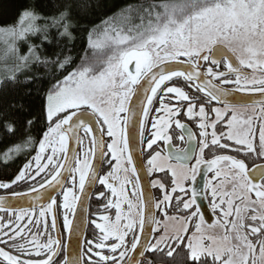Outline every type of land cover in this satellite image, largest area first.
Segmentation results:
<instances>
[{
	"label": "snow or ice",
	"instance_id": "snow-or-ice-1",
	"mask_svg": "<svg viewBox=\"0 0 264 264\" xmlns=\"http://www.w3.org/2000/svg\"><path fill=\"white\" fill-rule=\"evenodd\" d=\"M75 7L87 10L89 5H61L59 14L51 17L53 26L63 27L61 36L71 37L65 21ZM48 19L35 7L25 5L18 27L0 29L6 37L5 58L15 55L17 69L37 61L49 69L55 81L36 114L28 112L24 118L26 129H37L41 134L35 155L14 176L0 180V189L26 184L29 192L36 193L31 209L21 208L15 213L0 197V211L9 217H0V264H143L134 253L139 257L165 254L171 258L170 264H177V256L182 257L179 264H264V166L250 167L247 162L252 155L264 157V100L259 102V116L255 109L252 114L229 113L227 106H213L214 101L222 102L229 94L222 87L225 85H233V91L264 95V0H139L125 4L101 21L103 27L88 33L87 49L95 59L90 60L86 51L79 64L71 56L61 59V54L54 61L42 58L38 49L43 44L27 41L28 35L46 30L47 23L42 26L38 21ZM17 41L28 43L27 52L21 54ZM228 53L254 74H242ZM221 65L227 71L221 70ZM11 79L19 83L15 75ZM179 80L183 83L174 82ZM141 91L142 97L137 96ZM134 96L137 100L132 107ZM23 108V104L13 103L0 109V129L16 135L20 120L15 110ZM181 115L196 123L198 139L181 122ZM254 120L261 121L258 129ZM221 123L224 127L218 134ZM173 124L181 130L177 138L184 141L187 137L190 146L196 141L198 152L169 150L162 155L163 150H157L158 141L171 144ZM137 132L140 150L147 154V174L167 170L172 176L170 191L159 179L151 182L163 192L155 207L169 205L177 191L188 196H176L175 200L177 209L186 214L182 231L186 234L187 224L195 222L192 236L178 232L142 243L145 225L159 222L151 213L145 214L150 205L141 192L132 155ZM31 144L29 135L21 144L6 149L5 159ZM206 149L211 158L206 156ZM217 149H229L234 154H217ZM192 159L195 163L188 167L187 161ZM105 163L110 170L102 173ZM201 166L205 171L202 191L205 198L211 196V211L218 215L207 227L197 202V186L187 189L184 185L188 179L195 182ZM207 173H213L212 177ZM86 183H98L107 190L97 193V199L106 200L102 205L105 212L115 209V219L100 213V222H92L98 233L86 241L87 251L69 258L67 247L48 233L47 217H52L51 231L56 232L57 209L62 210L64 229L71 233L73 220L69 215H75ZM47 188H59L62 201L58 203L49 195L46 206L38 204L45 199L40 190ZM25 194L13 191L14 197ZM122 204H127L126 212ZM215 228L221 230L219 234L207 230ZM156 231L153 227L152 232ZM45 235L47 239L42 240Z\"/></svg>",
	"mask_w": 264,
	"mask_h": 264
},
{
	"label": "trees",
	"instance_id": "trees-1",
	"mask_svg": "<svg viewBox=\"0 0 264 264\" xmlns=\"http://www.w3.org/2000/svg\"><path fill=\"white\" fill-rule=\"evenodd\" d=\"M133 2H139V0H0V27L15 24L20 17L23 7L25 5L33 6L49 18L46 22L38 21V23L42 26L47 23L48 26L45 31L37 35H28L27 41L35 44H43V47L38 49L42 58L46 56L50 61H54L57 58V54H61V59L64 56H71L79 64L85 57L86 51L90 60L95 59L92 56L91 50L87 49L88 33L95 30L97 26L103 27L101 24L102 20L111 17L125 4ZM82 3H87L89 5L88 9L84 10L80 7L73 8L70 19L65 21L69 25L71 37L61 36L60 33L63 31V27L61 25L53 26L51 17L59 14L61 5H80ZM44 35L48 36L47 40L44 39ZM20 46L25 51L28 43L23 41L20 43ZM15 77L19 80L18 84L11 77L5 78L0 82V109L10 108L13 103L17 105L23 104L24 106L23 111L15 110V114L20 120V123L17 125L18 132L16 135L8 134L3 129H0V180L7 179L18 173L21 164L31 154H34L41 134L37 132V129H26L24 118L28 112H32L34 115L36 114L44 99L45 92L55 82L51 78L49 69L37 61L30 62ZM174 82L183 83L182 80ZM217 127V131L219 132L224 125L221 123ZM29 135L32 136V144L27 148H23L19 153L11 152L9 158L5 159V150L13 145L21 144L27 140ZM222 142L231 143L229 141ZM227 151L228 149H217V154H223ZM205 153L206 156L211 157L207 149ZM152 177H158L169 189L172 187V176L168 171L155 172ZM23 185L26 187L29 186L26 184ZM176 196H178V193H174V198L168 206L166 213L169 215L186 216L182 209H177ZM183 198L185 199L186 197ZM92 202L93 197L90 200V207H92ZM90 231H92L91 221L86 231V235H89L87 240L93 237ZM184 243L186 244V239ZM149 258H153V264H170L171 261V258L165 254L146 253L143 264H149ZM181 259L182 257L180 256L176 257L177 264H179Z\"/></svg>",
	"mask_w": 264,
	"mask_h": 264
},
{
	"label": "water",
	"instance_id": "water-1",
	"mask_svg": "<svg viewBox=\"0 0 264 264\" xmlns=\"http://www.w3.org/2000/svg\"><path fill=\"white\" fill-rule=\"evenodd\" d=\"M228 55L231 58L233 64L237 68H239V64L235 56L232 53H228ZM178 67L183 68L185 66L179 65ZM240 72L242 74L247 73L246 71H240ZM222 87L228 90L229 94L227 96L222 97V102L218 103L214 101L219 106L234 107V106L260 105L259 102L264 100V95H262L259 92H247V91L237 92V91H233L232 90L233 88L226 87V86H222ZM142 95H143L142 91L137 93V96L142 97ZM137 96L133 97V103L130 106L135 107ZM186 127L191 130L189 126L186 125ZM137 129H138V125H137ZM70 143L72 147H75L74 141ZM140 149H141V145L139 143V136L137 132V136L135 140V150L132 152L133 161L140 174L141 192L143 193L145 200L150 205L149 207H146L145 214L147 216L149 213H151V215L156 220V217H157V209L155 207L156 199H155L154 191L151 185L150 177L147 174V167L144 161L143 152ZM184 149H188L190 154L193 152V149L196 151V141H192L191 146H190L189 142L187 141V137H186V145ZM169 150L176 151L172 147L171 144L166 146L167 154ZM192 160L187 161V164H190ZM172 161L176 162L175 160H172ZM95 163L96 162L94 161V164ZM256 166H264V164L256 165ZM208 174L209 173H207V175ZM204 183H205V171H204V166H201L200 171L196 175L195 182L192 181L191 188L194 185L197 186V191L200 192V195L197 198V202L199 206L201 207L202 212L207 216L209 215L208 203L206 201L204 191H202ZM96 184L89 185L88 183H86V193L80 194L81 201L77 203V209H76L75 215L74 216L71 215L70 219L73 220V231L71 233L67 231L66 237H65V243H64V245L67 247V255L69 256V258H71L72 256L80 255L84 249L86 231H87L88 221H89L88 208H89L90 199H91V196L95 189ZM40 191L45 193V199H42L41 201H39L38 204L46 205L48 202H50V200L48 199L49 195L54 196L55 198L58 195H60L59 188H56L55 190L52 188H47V189H41ZM22 192L26 194L22 196L14 197L13 193H0V197H3L5 199L6 207H8L13 212L21 208L31 209L34 203V197L36 193L29 192V189L24 190ZM155 226H156V223L145 225V231L142 234V243H144L145 241H151V242L153 241L155 232H152V228ZM56 237L61 240L59 236L58 226H57V231H56ZM132 255H136L137 259H142V261L145 257V256L139 257L135 253Z\"/></svg>",
	"mask_w": 264,
	"mask_h": 264
},
{
	"label": "rangeland",
	"instance_id": "rangeland-1",
	"mask_svg": "<svg viewBox=\"0 0 264 264\" xmlns=\"http://www.w3.org/2000/svg\"><path fill=\"white\" fill-rule=\"evenodd\" d=\"M18 21H19V19H18ZM18 21L15 24L11 25V26L0 27V29H12L14 27H18L19 26L18 25ZM5 39H6V37H4V35L2 33H0V82L3 79H5V78H10L13 75H16L17 73L20 72V70H23L25 68L23 66L20 67L19 69L16 68V65L19 63V61L16 59L15 55L10 54L7 58H5V48H6ZM22 42L23 41H17L16 42L17 43V46L20 48L21 54L27 52V49H28V47H27V49L25 51H23L21 49L20 43H22ZM235 58H236V56H235ZM250 70H251V76H252L254 73H253V70L252 69H250ZM255 74L256 75H259V72H256ZM172 103L175 104L176 102L175 101H172ZM251 106H234V107H228V110H229V113H231L232 110H235V111H238V112H245L246 114H252L253 113V109H255V108L254 107H251ZM215 107H219L221 109H224L225 108V107H220V106H215ZM155 115H157V114H155ZM256 115H257V113H256ZM256 123H257V120H254V127H256ZM225 131H227V129ZM209 132H211V129H209ZM218 134H219V132H218ZM87 144H88V141L86 139L85 140V147H87ZM198 151H199V149H198ZM34 155H35V152H34ZM107 159L110 160V154H109V157ZM111 163L114 164L115 162L114 161H111ZM168 163H171L173 165L176 164V162H173L171 160H169ZM194 163H195V161H194ZM105 166L107 167L106 168L107 169L106 172L109 171L110 170L109 165L107 163H105ZM188 167H191V165H189ZM170 175H171V173H170ZM212 175H213V173H211L208 176V178H211ZM132 179H133V181H135V177H132ZM190 181H191V179H188V180L184 181V185H185L186 188L189 187L188 184H189ZM213 183H216V181H213ZM151 185H152V183H151ZM68 186H71V185H68ZM128 191H129V193H131V191H132L131 186L128 187ZM77 192H78V190H77ZM180 195L184 196V194L181 193V192H180ZM185 197H186L185 199H188V196H185ZM62 199L63 198H62V195H61L60 196V199H59V202H61ZM162 199H163V192L160 190V196L158 198H156V202L159 201V200H162ZM207 199H208V203H209V201L211 199V196L208 195ZM133 200H134V202H138L136 200V198H133ZM105 203H106V200L104 201V203H102V205L105 204ZM102 205L100 206V208H98V207L95 208V213H94L95 215H94V218L92 219L91 223L94 220L96 222H100L98 220V215L100 213H102V212H103V214L110 215L113 220L115 219V209L113 208V209L105 212L103 210V208H102ZM209 205H210V203H209ZM168 206L169 205H162L160 209H157L156 208L157 209L156 221H158L159 223H156V226H155V228H157V231L155 232L154 239L155 238H158V237H160L161 235H164V234H167L169 236H172V235H175L178 232H179L180 235L185 236V233L182 231V229L184 227V222L183 221H184L185 216H181V215L178 216V215H175V214H172V215L167 214L166 213V210H167ZM122 210L125 211V212L127 211V204H122ZM165 213L167 214V216H165ZM212 214L215 217V220L212 221V222H210V223H207L205 221V227H207V225L213 224L218 219V215L216 213H213L212 212ZM37 215H38V212H37ZM172 217H175V219H172ZM8 218L9 217L7 216L5 219H8ZM13 219H14V216H13ZM49 219H50V216L47 217V223L48 224H49V221H50ZM189 224H191L192 227H191V225L189 227ZM92 225L94 227V224L93 223H92ZM187 228H188V232L186 233V237L192 236L193 233L195 232V222L188 223L187 224ZM40 229L41 230L44 229V224L43 223L40 224ZM94 229H95V227H94ZM32 230L33 231H36L35 228H33ZM95 230H96V233H98V230L97 229H95ZM207 230L213 231L216 234H219L220 231H221L219 228L207 229ZM44 237L45 236L41 237V239L42 240H46V239H44ZM89 239H94V236L92 238H89ZM154 239H153V242H154ZM186 243H187V239H186Z\"/></svg>",
	"mask_w": 264,
	"mask_h": 264
},
{
	"label": "flooded vegetation",
	"instance_id": "flooded-vegetation-1",
	"mask_svg": "<svg viewBox=\"0 0 264 264\" xmlns=\"http://www.w3.org/2000/svg\"><path fill=\"white\" fill-rule=\"evenodd\" d=\"M237 60V59H236ZM238 61V60H237ZM239 64V62H238ZM239 71H246L247 73H243V74H247L249 77L251 76V70L248 69V68H243L239 65ZM221 70H224V71H227L226 69L223 68V65H221ZM233 79H235V76H232ZM226 87H230V88H234L233 85H225ZM215 103V102H214ZM157 106H158V102H157ZM213 106H219L217 105L216 103L213 105ZM220 107H226V106H220ZM251 107H254L255 108V112L257 113V116L260 115V109H261V104L260 105H252ZM156 113L153 112L152 115H155ZM179 119L181 120L182 123H184L185 125L189 126L193 132V134L197 137V139L199 138V129L197 128V125L196 123L193 122V120H189L187 117L181 115L179 117ZM196 120H198V117L195 118ZM261 123V121L257 120V123H256V128L258 129V126L259 124ZM149 127H150V122H149ZM170 134L173 136V140L171 142V145L172 147L175 149V150H183L185 148V145H186V137H185V140L184 141H181L180 139H178L177 137H179L181 135V130L180 129H176L175 128V125L173 124L172 125V129H170ZM80 136L83 137L84 136V133L81 132L80 133ZM105 139H107L105 137ZM257 140H258V131H257ZM197 143V142H196ZM158 145L159 147L157 148L158 151H162V155H167V152H166V146L167 145H164L163 141H158ZM156 147V146H154ZM195 152H198V147H196V151ZM223 154H234V153H231L230 150L228 149L227 152L223 153ZM146 152H143V157H144V161H145V164H146V167H148L147 165V159H146ZM32 156H34V154H31L22 164H21V168L24 166V164L28 163L29 160H31ZM208 158H211V157H208ZM172 161V160H171ZM194 159L191 161L189 165H192L194 163ZM174 162V161H173ZM249 166L252 167V166H256V165H261V164H264V157H260L258 155H252V159L247 161ZM107 167L105 166V164H103V167L101 169L102 173H106V169ZM166 171V170H165ZM211 173H209L207 175V177L210 175ZM150 177V181H152L153 179H159L158 177H152V176H149ZM160 180V179H159ZM161 181V180H160ZM191 185H192V180L189 182L188 184V188L187 189H190L191 188ZM153 188V187H152ZM29 189V186H23V184L21 185L20 188H16L14 186L13 189H8V190H4V189H0V193H13V191H24V190H27ZM171 189V188H170ZM169 189V190H170ZM101 191H107L106 189L103 188V186L99 185L98 183L96 184L95 186V189L92 193V196L91 198L93 197V202H92V207L89 206L88 208V218H89V222L92 221V219L94 218V213H95V208H100V206L102 205V203H104V199H97V193L101 192ZM153 191H154V195H155V199L158 198L160 196V188H153ZM176 193H178V196H182L180 195V192L177 191ZM205 194V193H204ZM157 195V196H156ZM174 196V194H172ZM191 195V193L189 192V196ZM60 195H58L56 197L58 203H59V199H60ZM182 197H185V196H182ZM91 200V199H90ZM206 201L208 203V199L206 198ZM172 202V201H171ZM171 204V203H170ZM169 204V205H170ZM90 205V203H89ZM46 206V205H45ZM208 209H209V215H205L203 212L202 214L204 215L205 217V221L207 223H210L212 221L215 220V217L213 216L212 212H211V208H210V205L208 203ZM39 211V209H37V212ZM57 212H58V216H57V226H58V230H59V236L61 238V242H62V245H64L65 243V237H66V233L67 231L64 229V222H63V214H62V210L60 209H57ZM15 213V211L13 212ZM8 216V213L5 212V211H0V217H4L6 218ZM69 218H71V214L69 215ZM49 224H48V233L51 234L53 236V238H57L56 237V232H52L51 231V221H52V217L50 216V219H49ZM89 225V223H88ZM191 224H189V227H190ZM88 228V227H87ZM91 230V228H90ZM96 233V230L94 229L93 225H92V231H90V234H93V233ZM186 235V234H185ZM87 237H89V235H86L85 237V244H84V249L83 251L86 252L87 251V245H86V241H87ZM44 239H47V235H45ZM61 257H63L64 255V251L61 250V253H60ZM144 260V259H143Z\"/></svg>",
	"mask_w": 264,
	"mask_h": 264
}]
</instances>
